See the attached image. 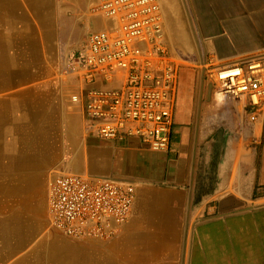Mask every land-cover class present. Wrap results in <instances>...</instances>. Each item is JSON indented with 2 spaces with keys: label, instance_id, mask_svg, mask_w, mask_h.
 <instances>
[{
  "label": "crops",
  "instance_id": "obj_1",
  "mask_svg": "<svg viewBox=\"0 0 264 264\" xmlns=\"http://www.w3.org/2000/svg\"><path fill=\"white\" fill-rule=\"evenodd\" d=\"M160 2L178 58L191 36L201 63L264 53V0ZM70 11L65 0H0V264H77L52 251L76 243L45 232L38 173L59 165L61 142L63 172L136 187L121 238L107 245H125L126 264H264V109L251 122L247 100L215 96L182 65L168 151L88 134L59 73L71 43L104 25L89 7Z\"/></svg>",
  "mask_w": 264,
  "mask_h": 264
},
{
  "label": "built area",
  "instance_id": "obj_2",
  "mask_svg": "<svg viewBox=\"0 0 264 264\" xmlns=\"http://www.w3.org/2000/svg\"><path fill=\"white\" fill-rule=\"evenodd\" d=\"M90 13L103 29L62 62L59 78L82 107L85 131L106 140L138 139L168 151L175 127L182 60L167 45L160 0H98ZM215 96L247 100L255 123L264 109V53L237 63L201 64ZM136 200L133 184L54 172L47 183L50 226L73 240L119 233Z\"/></svg>",
  "mask_w": 264,
  "mask_h": 264
},
{
  "label": "rangeland",
  "instance_id": "obj_3",
  "mask_svg": "<svg viewBox=\"0 0 264 264\" xmlns=\"http://www.w3.org/2000/svg\"><path fill=\"white\" fill-rule=\"evenodd\" d=\"M93 1L94 0H65V4L71 7L70 16H73L75 13L80 12V11H82L84 9H87L88 7H89V11H90L92 6H93V4H95V1L94 2ZM90 15L93 17V15L91 13H90ZM96 24L97 25L102 24V19L101 18L95 19L94 22L92 23V25L95 26ZM99 28L103 29L104 27L101 26ZM90 31H93V30H90V29L84 30L85 35H87ZM196 39H198V38H195V37H192V36L188 37L187 40L184 39V43H185L186 46H184V50H183V52L180 53L179 57H182L180 59H182V63H183L184 66H186L187 68H190V69L195 71L196 76H197L196 77L197 81L200 82V80L203 79V78L201 79V74L204 76V71H203L202 66H201V64H202L201 61L202 60L200 58V54H199V52H198V50L196 48V43H197ZM85 41L86 40L83 39V40H80V41L77 40L75 42H72L71 45H70V49H69V53L68 54H71L73 51L79 49L85 43ZM168 47H169V50L171 51V53L176 56L177 54H174V52H172V50H171L169 45H168ZM60 63H61V61H60ZM55 72L56 73L58 72V67H57ZM62 83H64L63 87H62L64 95L65 96H70V93H71L70 87H68V85L65 82H62ZM76 106H77V108H79L77 113H79V117H80L79 121L81 123L82 130L85 131L82 108L79 105H76ZM61 135H62V133H61ZM60 144H61V145H59V150H60L59 153L60 154H59V160H58V161H60L59 165L52 166L51 168H49L47 173H46V175L43 174L42 170L38 173L39 181L41 183L43 182V184L45 182V184H46L45 185L46 198H47V183H48V179H49L50 175L52 173H54V172H60V171L63 172V165H64V163H63L64 156H63V152H62L63 144H62V142ZM65 158H66V156H65ZM42 167H44V168L50 167V166H48L47 158L43 159ZM50 228L51 229H47L45 231V232L48 233L49 236L55 232L59 236H63L66 239H68V240H70V241H72V242H74L76 244H79V245H84V244H87V245L90 244L91 245V244H94L96 246H99L98 248H101L102 246H107V245L119 240L121 238V234H122L121 232H119L114 237H111L109 239L73 240V239H70V238L64 236L60 232L54 230L51 226H50ZM44 233L42 234V236L44 235Z\"/></svg>",
  "mask_w": 264,
  "mask_h": 264
},
{
  "label": "bare ground",
  "instance_id": "obj_4",
  "mask_svg": "<svg viewBox=\"0 0 264 264\" xmlns=\"http://www.w3.org/2000/svg\"><path fill=\"white\" fill-rule=\"evenodd\" d=\"M97 247L92 246L90 244L79 245V244L60 243L52 251H54L57 254L55 258L60 257L59 255L65 253L66 256L72 257L73 263H77V264L80 263L81 264H126L127 263L125 245L116 243L111 245L110 247L107 246L101 249ZM100 254H103V256H101Z\"/></svg>",
  "mask_w": 264,
  "mask_h": 264
},
{
  "label": "water",
  "instance_id": "obj_5",
  "mask_svg": "<svg viewBox=\"0 0 264 264\" xmlns=\"http://www.w3.org/2000/svg\"><path fill=\"white\" fill-rule=\"evenodd\" d=\"M210 90L212 91V86L210 85Z\"/></svg>",
  "mask_w": 264,
  "mask_h": 264
}]
</instances>
